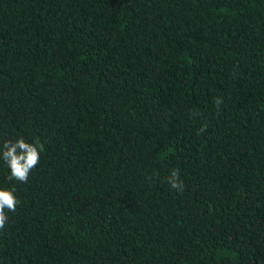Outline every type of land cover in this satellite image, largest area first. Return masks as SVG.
<instances>
[{"label":"trees","instance_id":"1","mask_svg":"<svg viewBox=\"0 0 264 264\" xmlns=\"http://www.w3.org/2000/svg\"><path fill=\"white\" fill-rule=\"evenodd\" d=\"M21 136L0 264H264V0H0Z\"/></svg>","mask_w":264,"mask_h":264},{"label":"clouds","instance_id":"2","mask_svg":"<svg viewBox=\"0 0 264 264\" xmlns=\"http://www.w3.org/2000/svg\"><path fill=\"white\" fill-rule=\"evenodd\" d=\"M214 103L217 107L222 103L217 98ZM44 150V145L39 142L30 143L22 136L13 140H5L0 151V158L6 163L9 169L8 180L18 183H27L30 172L40 161V154ZM167 182L172 189L183 191V182L179 180L177 169L171 171ZM15 185L12 187H0V230L5 228L8 222V212L16 211L19 200L15 195Z\"/></svg>","mask_w":264,"mask_h":264}]
</instances>
